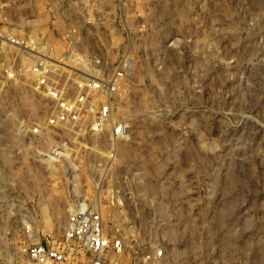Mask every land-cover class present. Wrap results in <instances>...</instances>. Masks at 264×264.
Segmentation results:
<instances>
[{"label":"rangeland","instance_id":"rangeland-1","mask_svg":"<svg viewBox=\"0 0 264 264\" xmlns=\"http://www.w3.org/2000/svg\"><path fill=\"white\" fill-rule=\"evenodd\" d=\"M10 1L23 19L30 11V18H44L43 4ZM108 5L110 26L96 43L108 70L120 69L123 58L132 62L113 109L128 132L114 158L103 152L92 161V180L109 203L113 187L128 192L122 208L107 211L124 231L126 256L165 248L164 264H264V0ZM1 86L4 258L29 242L25 222L35 239L62 235L72 190L66 167L92 184L78 143L94 137L45 129L44 101ZM8 118L20 135L6 134ZM71 150V162H50L56 151Z\"/></svg>","mask_w":264,"mask_h":264},{"label":"built area","instance_id":"built-area-1","mask_svg":"<svg viewBox=\"0 0 264 264\" xmlns=\"http://www.w3.org/2000/svg\"><path fill=\"white\" fill-rule=\"evenodd\" d=\"M15 1V0H14ZM43 4L39 20L13 13L10 0H0V85L5 82L15 91L31 93L46 104L45 129H61L77 138L80 151L89 161L85 177L70 164L66 167L72 190L65 206L67 223L61 236L49 233L35 239L33 228L23 223L22 232L29 237L0 258V264H164L165 248L152 252L128 253L127 239L109 208L124 206L128 192L113 187L111 201L107 192L92 180L103 152L112 159L116 144L126 139L128 126L115 118L114 101L122 96L120 78L132 71L129 58L122 59L120 69L105 68L104 54L96 36L109 28V3L117 0H17ZM117 11L113 23H116ZM16 94V93H15ZM0 95V99H1ZM6 134L20 135V128L8 118ZM32 128L38 135L41 124ZM1 139V138H0ZM1 142H3L1 140ZM1 144V143H0ZM75 151H56L50 162L67 164ZM93 158V159H92ZM88 179V180H89Z\"/></svg>","mask_w":264,"mask_h":264}]
</instances>
